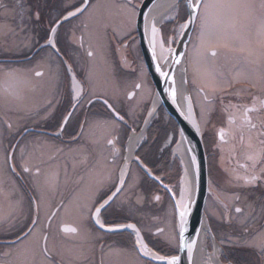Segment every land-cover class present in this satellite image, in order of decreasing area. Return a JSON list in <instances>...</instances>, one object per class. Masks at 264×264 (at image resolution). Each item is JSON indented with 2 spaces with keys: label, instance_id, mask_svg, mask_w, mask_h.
<instances>
[{
  "label": "flooded vegetation",
  "instance_id": "obj_1",
  "mask_svg": "<svg viewBox=\"0 0 264 264\" xmlns=\"http://www.w3.org/2000/svg\"><path fill=\"white\" fill-rule=\"evenodd\" d=\"M103 1L93 0L87 12L63 21V15L74 10L81 0H0V219L3 220L0 222V245L7 243L15 232L11 226L13 222L19 221L18 227L26 221L29 197L35 194L41 198L40 225L21 246L22 254L12 257L14 264H165L137 251V235L133 229H100L94 218L88 219L80 210L82 203H90L97 197V189L101 194H111L119 182L120 164L125 160L124 144L126 141V148L129 132L135 131L129 121L132 118L128 119L123 108L127 104L118 95L120 83L134 85L135 89L127 94L131 99L144 81L151 82L148 69L137 60V57L142 60L144 57L136 20L131 29L119 36L113 22L103 17L96 21L99 15H104ZM107 1V6L111 7L125 2ZM141 1L131 0L136 8ZM56 20L63 21L55 37L62 59L72 65L77 79L91 76V84L86 85L82 94L81 106L75 109L64 67L54 50L46 46ZM99 29L105 31V50L101 47ZM90 51L92 56L88 55ZM101 57L110 66L106 71L110 77L107 85L97 72L96 65ZM137 63L138 68H135ZM9 71H15L19 79L5 76ZM38 71L43 75L37 77ZM245 83H236L244 87L240 86L237 96L240 101L231 100L228 91L223 97L229 100L223 101L214 93L207 113L208 122L203 125L194 105L206 156L208 190L203 207L206 245L210 252L215 247L218 249L222 264H260L257 249L245 245H264V177L254 186L236 179L251 169L252 162L246 159L247 152L241 145L239 132L227 124L229 112L234 115V125L242 118V111H237L233 105L251 106L253 97L264 101V93L254 91ZM105 99L125 116L123 122L112 120L111 110L103 103ZM90 100L93 103H88ZM69 112L72 115L64 124ZM252 115L264 119V112ZM60 125H63L62 130ZM221 129H224L225 141L219 139ZM109 140L113 143L109 144ZM152 140L147 143L146 139L147 144L143 143L145 146L138 150V157L158 174L149 148ZM18 142L15 163L28 166L32 172L24 173L17 167L18 175H13L8 169L5 149ZM132 165L133 162L130 169ZM37 168L39 175L35 174ZM261 168L264 162L256 165L258 176ZM146 174V183L156 182L158 192L154 202L162 201V204L153 206L147 199L146 211L136 214L134 200L120 197L118 192L102 211L101 219L106 225L135 224L139 237L152 252L180 257L176 206L175 214L166 213L169 209L164 179ZM128 176L124 185L128 183ZM97 181L103 183L97 185ZM153 207L158 211L155 214L151 213ZM236 208L241 211L236 212ZM53 212L55 216L49 225L47 217ZM45 235L47 258L42 252ZM6 252L15 253L16 250L0 247V262ZM179 264H182L181 259Z\"/></svg>",
  "mask_w": 264,
  "mask_h": 264
},
{
  "label": "snow or ice",
  "instance_id": "obj_2",
  "mask_svg": "<svg viewBox=\"0 0 264 264\" xmlns=\"http://www.w3.org/2000/svg\"><path fill=\"white\" fill-rule=\"evenodd\" d=\"M93 6V0H81V3L74 7V10L67 11L66 15H63V21H67L78 14L82 15L87 12ZM122 11H126L128 14L129 23L135 22L137 15L135 9L136 5L131 0H125L124 4L116 5ZM151 11V9H149ZM37 18H39L37 16ZM166 19H174L173 17H167ZM56 20L53 22V26L50 30V36L47 39L46 46L54 50L57 58L64 67V72L68 76L70 81V89L74 93L72 96L73 109L80 107L83 100V93H85L86 85L91 84V76L81 77L77 79L78 74L74 71L71 64L61 57V49L57 47L55 42L56 33L58 28L63 22ZM190 32H195L196 35L193 38ZM150 33V34H149ZM144 36L148 40L149 49L153 61L171 59L173 64H180L181 60L191 56V66L194 75L197 78L202 79L212 93L223 91L224 84L221 82L215 68L209 63L210 57L215 59L216 57L224 54L230 55L237 63L234 65L236 69L233 81L235 83L241 81H250L252 87L256 88L258 85L264 86V0H187V13L183 23L178 24V27L173 29V36L167 38V40L161 37V30L157 27L156 20L153 18L151 22L148 20V15L144 14ZM177 38L187 39L191 45V53L189 52H175L171 45L176 43ZM169 47L165 49V44ZM157 48L160 49L159 56L157 55ZM167 52V55H165ZM89 56L93 53L90 51ZM168 67L171 69L172 64ZM156 71L162 76L171 80V96L175 102L177 91L175 88V78L170 76L169 72L162 70L160 63L155 64ZM37 77L42 76V72H36ZM5 76L18 80L15 71H9L5 73ZM186 82V81H185ZM230 86V84L228 85ZM140 87V85H136ZM203 92L204 89L201 88ZM205 99L208 96L205 95ZM93 103V101H88ZM103 103L111 110L112 120L117 122H123L125 116L120 112L112 108L108 100H103ZM237 111H242V118L240 123L234 125V115L229 112L227 117V124L229 128L233 126L239 132V139L241 145L246 149V159L252 162L251 169L246 172L245 175L237 176L236 179L243 180L245 185L254 186L257 184L261 177H264V168L260 169V175L256 174L255 168L257 163L264 162V119H260L259 116H253V113L264 112V101H260L258 97H253L251 106L248 105H233ZM72 113L69 112L64 117L63 123L67 124L68 119ZM181 115H185L186 119L192 117L191 104L188 105L187 113L181 112ZM195 125V121H193ZM197 130L199 126L195 125ZM61 130L63 125H60ZM83 127V126H82ZM219 139L225 141L224 129H221L218 133ZM245 135H247V142L245 143ZM235 138V136H233ZM109 144L113 141L109 140ZM19 148V142L15 145L9 144V147L5 149V159L8 164V169L13 175H18L17 167H20L22 172L30 173L32 169L26 165H17L15 163V153ZM191 151V149H189ZM138 159V158H137ZM191 162L196 165V156L191 157ZM241 167L247 168V165H241ZM39 168L35 170V174L39 175ZM187 171V170H186ZM158 179V177H157ZM97 185L102 184L103 181H97ZM125 181L123 179V170L120 178V186L116 187L115 192L100 193L97 189V197L92 199L90 203H82L80 210L87 214L88 219L95 220V224L100 229H106L107 231H117L119 229H133L137 235L135 244L138 246L137 251L141 252L145 257H151L153 260L165 262V264H179L180 257L177 255L164 256L160 253L152 252L148 248L147 244L143 243L142 238L139 237V229L135 224H115L106 225L101 219V213L110 205L115 195L122 190V186ZM192 194V181H189L187 177L184 179V187L180 192V199L176 204V208L179 209L180 218V235H183L185 225L187 224V215L189 212V203ZM156 199H159L157 196ZM41 198L38 195L29 197V215L23 224H17L19 221L12 223V227L15 228L7 243L0 245V247H6L14 249L16 252L3 253V262L0 264H14L12 257L15 255L19 257L22 254L21 246L24 245L36 228L40 225V208ZM240 208H236V212H240ZM55 216L53 212L47 217L49 225L52 218ZM0 222H3L0 219ZM73 232L76 229H72ZM162 231V230H161ZM45 246L42 249L45 257L47 258V236H44ZM167 243H171L168 241ZM193 245L195 241L192 242ZM245 246L253 247L257 249L258 257L260 258V264H264V245L257 246L254 243H248ZM190 259V256H189ZM27 264V262H24Z\"/></svg>",
  "mask_w": 264,
  "mask_h": 264
},
{
  "label": "rangeland",
  "instance_id": "obj_3",
  "mask_svg": "<svg viewBox=\"0 0 264 264\" xmlns=\"http://www.w3.org/2000/svg\"><path fill=\"white\" fill-rule=\"evenodd\" d=\"M143 1V0H142ZM141 1V3H142ZM104 3V4H103ZM103 14L104 15H99L96 19L98 20L99 17H103V20L107 22H113L114 27H117V31L119 36L123 35V33H126L129 29H131L134 25V23H129L128 19V14L126 11H122L119 8L107 6L106 3H109L107 0L103 1ZM141 3L138 5V8H136V13L138 15V10L139 6ZM257 3H259V0H257ZM186 5L184 0H179L177 3V8L173 12L172 16L174 19H165L161 23H159L158 27L161 30V37L165 40L167 38L173 36V29L178 27V24L183 23L184 19L186 18ZM135 20H137V16L135 17ZM137 30V27H136ZM98 32L101 35L100 38V43L101 47L103 50H105V44H106V38L104 37V29H99ZM98 34V36H100ZM191 35L193 38L195 37L196 33L192 32ZM178 40V38H177ZM177 42V41H176ZM175 43L171 45V47H174ZM169 45L166 43L165 48H168ZM101 50V49H100ZM186 52L191 53V45L188 44ZM104 56L105 53L103 52ZM99 58L98 56H95ZM95 58V61L97 60ZM99 59L97 62V72L99 75L103 78L104 85H107V81H109L108 75H107V70L110 69V66L107 64L106 60L104 61L102 59ZM138 63L140 64L142 62L144 69L147 70L146 64L144 60L141 59V57H137ZM138 63L134 65L135 68H138ZM184 63H185V81L187 85V90L189 94L191 95L193 104L195 105V108L199 110L202 118V125L203 123L208 122V111H209V105L210 101H212V96L214 93H212L207 87H205V82L197 78L194 75V72L192 70L191 66V56L184 58ZM209 63L214 66L219 78L221 79V82L224 84L223 91H218L216 92L217 98L220 100H229L228 98H224L223 94L225 92H229L231 95V100L235 101L236 99L240 101V99L237 97L239 92H240V86L243 87L241 84H236L233 81V76L236 71L234 68V65L237 63L236 60H234L230 55H220L216 57L215 59H212L210 57ZM95 65V63H94ZM144 81V79H143ZM149 80L142 84L141 88L136 91V94L134 97L131 99L127 98V94L131 89H135L134 85L129 86V84L126 85V83H120L118 92H119V97L121 100L124 101L125 104H127L125 107H123L127 114H128V119L131 117L132 119H129L130 124L133 128V130L139 131L141 127L144 125L146 117H147V112L148 108L151 104V101L155 95V88L152 82L148 84ZM247 85H250L252 87V83L250 81H246ZM238 83H244V81L238 82ZM230 84V88H228V85ZM226 87L228 89H226ZM203 88L204 91L202 92L201 89ZM244 88V87H243ZM253 88V87H252ZM226 89V90H225ZM254 91H259L264 93V86L258 85L256 88H253ZM241 92L245 94L242 90ZM205 95L208 96V99H205ZM222 97V98H221ZM135 109V110H134ZM142 113V114H140ZM141 116V119H138V117ZM172 118L166 113L164 108L160 105L157 114L155 117L150 121L146 135L144 137V140L139 144L137 147V150L135 152V158L133 159V165L131 166L130 169V175L128 174V183L125 184L120 191V197H128L130 199H133L135 202V209H136V214H143L146 210V200L150 199L151 202L157 205H161L162 201L154 202V195L158 192V189L156 188V182H150L146 183L148 181L147 179V174L146 172L153 176L154 178L158 180L164 179L165 182V194L166 197L168 198V203H167V210L166 213H172L175 214L174 212V206L177 203V196L179 192V179L182 174V163L180 160V157L178 155H175L173 153V148L176 145V143L179 141L181 137L179 128L177 124L175 127L171 124ZM151 131L153 135L151 134ZM131 131L129 132L130 135ZM128 135V137H129ZM153 140L150 142L149 148L151 151V156L156 160L155 166L156 170H158V174H155L154 171L151 169H148L145 166V162L143 163V160L140 159L138 156V150L142 147V145L145 146V144L148 143V140ZM128 139V138H127ZM147 139V143L146 142ZM145 143V144H143ZM126 144V141H125ZM124 144V157L126 155V148ZM154 155H153V154ZM137 155V156H136ZM155 155H158L159 157H156ZM138 158V159H137ZM123 166V161L120 164V171ZM149 170V171H146ZM120 171H119V182L118 186H120ZM126 181V182H127ZM146 185V186H145ZM150 188V189H148ZM148 191L150 193L148 194ZM149 196H147V194ZM149 197V198H148ZM162 199V196L160 197ZM174 203V204H173ZM158 211L155 210V207H153V211L151 213L155 214ZM147 214L149 212H146ZM164 213V214H166Z\"/></svg>",
  "mask_w": 264,
  "mask_h": 264
},
{
  "label": "water",
  "instance_id": "obj_4",
  "mask_svg": "<svg viewBox=\"0 0 264 264\" xmlns=\"http://www.w3.org/2000/svg\"><path fill=\"white\" fill-rule=\"evenodd\" d=\"M156 0H143L141 5L139 6L136 27L139 43L141 46L142 54L146 63V67L149 71L150 78L155 87V94L159 96L160 105L164 107L166 113L172 117L178 125L179 132L181 137L183 138L187 150L189 152L190 157L193 155L196 156V165L194 166V174H195V192L192 200L189 203V212L187 215V224L185 225L183 235H180V259L182 264H189L191 262V256L193 251V241L196 242V238L201 230L202 224L204 222V213L203 207L206 199V194L208 190L207 185V172H206V156L204 145L202 141V134L199 126L193 101L191 95L187 90V85L185 82V63L184 59L181 60L184 63V75L183 82L186 87V91L183 95V106L177 103V99L175 102L171 96V80L166 77H162L155 69V64L159 62L153 61L151 56V51L149 49L148 40L144 36V14L149 13V9L153 5ZM186 8H187V0H184ZM152 18H150L149 22H151ZM159 25H157L158 27ZM159 28V27H158ZM150 34V33H149ZM191 34V32L189 33ZM188 40L183 39L181 41L178 38L174 47H171L175 52H186ZM172 64V68L170 69L168 66L166 68H162L163 71L169 72L170 76H174L175 69L179 64H173L170 59V63ZM168 64V65H169ZM161 65V64H160ZM162 67V66H161ZM191 104L192 107V117L190 119H186L185 115H181V112L187 113L188 105ZM195 121V125L193 123ZM191 149V151H189ZM146 171H149L146 169ZM125 178V177H124ZM123 178V179H124ZM177 204V203H176ZM175 204V206H176ZM177 213V222L178 229L180 234V218H179V209L176 208ZM190 256V259H189Z\"/></svg>",
  "mask_w": 264,
  "mask_h": 264
},
{
  "label": "bare ground",
  "instance_id": "obj_5",
  "mask_svg": "<svg viewBox=\"0 0 264 264\" xmlns=\"http://www.w3.org/2000/svg\"><path fill=\"white\" fill-rule=\"evenodd\" d=\"M178 2L179 0H156L150 8L151 11H149L148 13V20H150V18L152 19L155 18L156 24L158 25L163 20H165L167 17L172 16L173 12L177 8ZM159 54H160V49L157 48V55L159 56ZM165 55H167V52H165ZM159 62L162 68H166L168 64L170 63V57L167 60V62H165V60L163 59L159 60ZM183 75H184V63L182 61L178 65V67L175 69V72H174L175 88L177 91L176 101L180 105V107L183 106V95L186 91V87L183 82ZM71 93L73 96L74 93L72 91ZM159 107H160V99H159V96L155 94L148 108L147 117H146L144 125L139 131L131 132L127 145H126L125 160H124L123 166L120 171V176H121L122 170H123V178L127 175L128 169L135 157V152L137 150V147L144 140L148 125L150 121L157 114ZM173 153L180 157V160L182 163V174L179 179V192L177 196V202L180 199V192L182 188L184 187L185 177H187L189 181H192V194H191V200H192L194 196V192H195L194 166L191 162V157L189 155L187 146L183 138H180L179 141L176 143V145L173 148ZM206 230H207L206 223L204 221L202 224L201 230L196 238L195 245L193 247L192 256H191V264H222L219 261L218 249L216 247L214 248L212 252L208 251V248L206 245V238H207Z\"/></svg>",
  "mask_w": 264,
  "mask_h": 264
},
{
  "label": "trees",
  "instance_id": "obj_6",
  "mask_svg": "<svg viewBox=\"0 0 264 264\" xmlns=\"http://www.w3.org/2000/svg\"><path fill=\"white\" fill-rule=\"evenodd\" d=\"M171 124L175 127V125H176V123H175V121L172 119V122H171ZM151 134L153 135V133H152V131H151Z\"/></svg>",
  "mask_w": 264,
  "mask_h": 264
}]
</instances>
